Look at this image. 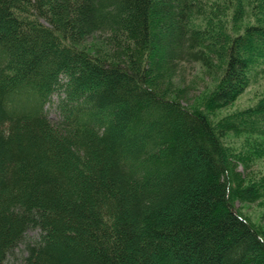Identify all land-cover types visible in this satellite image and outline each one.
Wrapping results in <instances>:
<instances>
[{"label": "trees", "instance_id": "1", "mask_svg": "<svg viewBox=\"0 0 264 264\" xmlns=\"http://www.w3.org/2000/svg\"><path fill=\"white\" fill-rule=\"evenodd\" d=\"M229 3L228 26L195 23L202 0H0V264H264L235 207L259 186L222 139L264 136V99L205 113L264 64V21L243 22L264 0ZM198 49L219 60L203 110L153 87Z\"/></svg>", "mask_w": 264, "mask_h": 264}, {"label": "rangeland", "instance_id": "2", "mask_svg": "<svg viewBox=\"0 0 264 264\" xmlns=\"http://www.w3.org/2000/svg\"><path fill=\"white\" fill-rule=\"evenodd\" d=\"M202 1L206 2L211 7L210 11L214 12L211 17H201L195 23L214 25L225 21L229 26L230 15L224 16L226 8L230 5L229 0ZM256 21H264V8L259 7L251 17L246 18L243 22L254 23ZM106 37L115 39L108 35H98L92 38L90 43L94 49L100 47L101 50L108 53H114L117 47L114 42L120 41L121 45L124 43L123 40H113L112 43L116 47L107 45L103 42ZM192 56L193 60L181 69L180 75L176 74L172 79L156 80L153 87L156 92L163 93L165 98L176 99L187 108L203 110L202 101L207 93L216 86L219 60L208 57L206 52L201 49L194 51ZM250 77L248 87L230 105L217 110H209L208 113L203 111L213 124L226 120L264 99V64ZM50 117L57 118L54 113H50ZM222 139L238 183L244 185L254 182V185L259 186L260 193L257 198L237 202L235 207L264 237V136L245 132H225ZM37 233V231L28 232V239L36 237Z\"/></svg>", "mask_w": 264, "mask_h": 264}]
</instances>
